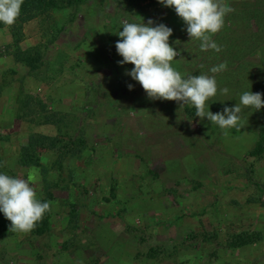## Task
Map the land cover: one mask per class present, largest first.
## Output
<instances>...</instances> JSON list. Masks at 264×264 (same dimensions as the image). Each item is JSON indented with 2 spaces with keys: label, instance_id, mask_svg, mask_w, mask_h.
Listing matches in <instances>:
<instances>
[{
  "label": "rangeland",
  "instance_id": "rangeland-1",
  "mask_svg": "<svg viewBox=\"0 0 264 264\" xmlns=\"http://www.w3.org/2000/svg\"><path fill=\"white\" fill-rule=\"evenodd\" d=\"M225 2L220 52L201 51L157 1L82 0L0 28V171L34 174L50 204L43 236L11 232L0 213V264H264V156L248 155L264 109H242L225 132L189 105L150 100L115 48L123 23H164L172 66L215 75L210 111L233 107L264 93V0ZM13 33L22 51L40 50L35 71L16 59ZM239 235L249 243L231 247Z\"/></svg>",
  "mask_w": 264,
  "mask_h": 264
},
{
  "label": "clouds",
  "instance_id": "clouds-1",
  "mask_svg": "<svg viewBox=\"0 0 264 264\" xmlns=\"http://www.w3.org/2000/svg\"><path fill=\"white\" fill-rule=\"evenodd\" d=\"M166 8L174 9L185 24L190 40L200 41V50L220 52L221 47L212 39L224 26L225 17L232 11L225 0H157ZM24 0H0V24L11 26L20 15ZM118 31L115 48L122 57L118 64H131L125 74L138 82L146 96L153 101H176L180 108L189 105L195 109V116L205 118L225 132L239 128L242 109H264V93L244 91L239 103L225 106L221 112L210 111L208 102L218 93L215 75H182L173 66L178 51L169 43L173 29L152 19L142 22H125ZM120 28V29H121ZM226 63L209 69L213 74L225 70ZM129 90L134 85H127ZM228 95L229 89H219ZM207 104V110H206ZM35 175L29 179L10 176L0 171V213L10 221L9 230L26 234L40 222L50 204L38 198L34 187Z\"/></svg>",
  "mask_w": 264,
  "mask_h": 264
},
{
  "label": "trees",
  "instance_id": "trees-1",
  "mask_svg": "<svg viewBox=\"0 0 264 264\" xmlns=\"http://www.w3.org/2000/svg\"><path fill=\"white\" fill-rule=\"evenodd\" d=\"M145 1H157V0H145ZM82 0H24V3L21 7L20 15L22 21H29L32 19H37L41 16L47 15L50 11L54 10H64L70 8L74 5H78ZM4 25L0 24V28ZM13 37V46L15 47V56L16 59L25 65L30 71H35L38 68V64L41 59V52L38 47L29 48L25 51H22L19 48L20 38H16L14 33ZM40 142V140L38 141ZM32 146V144H31ZM30 145L27 148H24V154L28 157V150ZM250 157L261 158L264 156V121L259 128L258 139L254 144V147L248 153ZM31 158V157H30ZM50 226V211H47L43 216L42 220L37 223L36 227L31 231L35 236H43L49 231ZM249 243L248 240H245L243 236H236L234 243L231 247H242Z\"/></svg>",
  "mask_w": 264,
  "mask_h": 264
}]
</instances>
